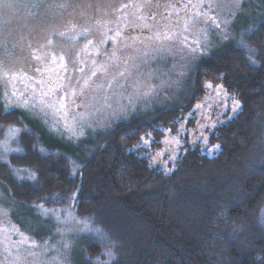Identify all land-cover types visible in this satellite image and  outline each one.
<instances>
[{"label":"rangeland","instance_id":"374dc122","mask_svg":"<svg viewBox=\"0 0 264 264\" xmlns=\"http://www.w3.org/2000/svg\"><path fill=\"white\" fill-rule=\"evenodd\" d=\"M238 2L237 8V0H0V101L5 110H18L25 118L22 128L0 124V150L8 140L9 148L22 152L18 137L23 130L36 133L39 147L46 153L58 151L53 148L58 144L77 147L97 141L119 123L179 103L182 94L192 92L193 75L205 56L230 46L241 48L238 41L242 35L251 49L248 36L264 19V0ZM197 11L207 15L197 18ZM165 35L171 38L165 39ZM191 48L201 51L191 53ZM53 56L56 65L52 64ZM61 56L67 68L62 92L77 90L75 98L67 101L66 118L50 108L41 112L33 107L40 99V88L33 79H23L44 80L46 90L49 77L55 80V73L63 71L57 67ZM46 68L52 71H44ZM94 70L96 75L91 76ZM16 76L21 79H13ZM85 80L88 86L81 90ZM208 84L212 87H206ZM13 91L17 95H12ZM204 91L201 100L183 115L176 133L166 131L163 146L144 154L151 166L167 174L184 150L199 143L209 154L214 150L207 146L210 134L238 113L240 103L233 112L234 100H238L221 82L204 83ZM9 128L20 131L9 139ZM205 137L207 143L202 142ZM171 154L175 161L168 158ZM32 206L16 202L0 185V264H14L17 247L22 258L18 264H51L54 256L66 264L110 262L108 253L104 260L87 258L83 243L92 232L80 231L89 229L88 224L71 209H57L62 218L66 212L77 218L61 225L62 229H72L64 236L70 242L65 249L55 222L35 215ZM14 214L21 215L25 223L20 224ZM13 225L40 247L27 250L19 243L22 238ZM45 241L48 249L43 248Z\"/></svg>","mask_w":264,"mask_h":264},{"label":"trees","instance_id":"16d2710c","mask_svg":"<svg viewBox=\"0 0 264 264\" xmlns=\"http://www.w3.org/2000/svg\"><path fill=\"white\" fill-rule=\"evenodd\" d=\"M248 37L251 53L230 46L205 56L179 103L119 123L97 141L46 153L36 133L23 130L22 152L0 161V185L24 206L67 207L99 229L83 243L90 261L111 252L104 264H264V19ZM208 81L240 103L210 134L214 150H184L167 174L151 166L144 154L163 146L166 131L176 133ZM23 115L0 103V124L22 128Z\"/></svg>","mask_w":264,"mask_h":264},{"label":"snow or ice","instance_id":"6c2138e0","mask_svg":"<svg viewBox=\"0 0 264 264\" xmlns=\"http://www.w3.org/2000/svg\"><path fill=\"white\" fill-rule=\"evenodd\" d=\"M200 8H203L204 5L203 3H201L199 5ZM210 7V6H209ZM236 7H239V2L237 0V4ZM202 15H207V13H202L200 11H197L195 13V16L197 18H199ZM217 27H219V24L216 25ZM185 28L187 29V24L185 25ZM116 36H119V33H116ZM165 39H170L171 37H169L168 35H165L164 37ZM109 39H115V37H109ZM187 39V38H185ZM197 44H199V41H196ZM238 45L243 48L248 50L250 53L253 51L249 48V45L247 43V38L245 36H241L240 40L238 41ZM189 51L191 53H196V52H200L201 49L199 48H191L189 49ZM206 54V53H203ZM145 55H147V53H145ZM37 59H40L39 56L35 57ZM52 64L56 65V57L53 56L52 57ZM58 68L62 69L63 71H58L55 73V80H52L51 76L49 77V81L47 83V89L45 90V81L44 80H34V78H29L27 76L23 77L24 80H29V79H33V83L38 85L40 88V92H39V96L40 99L38 101L37 105H33V107H39L40 111L43 112V110L45 108H50L52 109V111L54 113H60L62 118H66L67 117V110H68V104L67 101L72 98L74 99L75 96L77 95V90L75 88H72L70 91L68 92H62V90L66 87L65 83H64V75L67 73V68L64 65V58L61 56L60 57V63L59 65H57ZM37 71H41V69H37ZM44 71H49L51 72L52 69H44ZM80 71H83V67L80 68ZM96 75V71L94 70L91 73V76H95ZM121 76L124 75V73H120ZM13 79H21V77L16 76L13 77ZM91 79V77H89V80ZM26 87H31L30 85H25ZM88 86V80L84 81V84L82 86V89L84 87ZM206 87H212L211 84L206 85ZM222 89V86H219ZM31 91L33 93L36 92V88H31ZM57 93H61L59 96H57ZM220 92H217V95H219ZM226 94V93H225ZM12 95H17V93L15 91H13ZM49 97H51V99H48ZM0 103H2V101H0ZM201 107V105H197V108ZM239 108V102L234 100L233 103V107H232V111L235 112L236 109ZM86 118V117H85ZM20 129L18 128H9L8 129V137L9 139L14 138L18 133H19ZM151 142V134L149 133V139H144L143 137H141V143L145 144L146 146ZM177 144H180L181 142L179 140L175 141ZM203 143H207V138L205 137L204 140L202 141ZM216 150H219L220 146L216 145L215 146ZM20 149L19 148H9L8 147V140H5L3 142V147L2 150H0V161H3L5 163H7V154L9 152H19ZM41 152H43V148L40 149ZM157 155H161L160 153H157ZM170 160L175 161V155L171 154L168 157ZM9 167H11V165H9ZM24 171H28V170H24ZM167 171H171L170 169H166ZM18 179H23V177H17ZM28 179H35V174L32 173L30 176L27 177ZM45 199H49V198H45ZM35 209L34 214L40 216L41 218L44 219H51L52 221L55 222L56 225V233L61 237V246L65 249H67L68 247H70V242L67 241L66 239H64V236L66 234L67 231H72V229L70 228H61V225H69L71 224L73 221H76V217L71 213V212H66V215L62 218L61 216V210H57L55 208H46L44 207V205L42 203H37L35 205L32 206ZM66 211V210H65ZM12 229L16 232V234L21 237L22 239L19 241L20 244H25L27 246V250H31V249H36L40 246H38L36 244V242L34 240H30L28 237H25L23 235V233H20L18 229H15V226H11ZM99 231V229H81L80 231ZM48 244L47 241H45V244L43 246V248L48 249ZM16 252L18 253V255L16 256V259L14 261V264H18V262L22 259L21 256L19 255L20 253V248L17 247ZM11 254V251L9 250V255ZM33 255H36V253H31ZM109 256H112L113 254L111 252L108 253ZM47 264V262H46ZM51 264H66V261H63L60 259L59 256H54L52 257V262Z\"/></svg>","mask_w":264,"mask_h":264}]
</instances>
